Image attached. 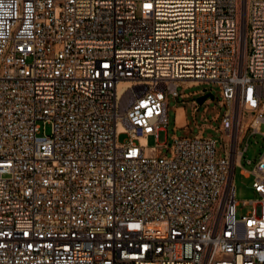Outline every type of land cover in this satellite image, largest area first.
Returning a JSON list of instances; mask_svg holds the SVG:
<instances>
[{"label": "built area", "instance_id": "obj_1", "mask_svg": "<svg viewBox=\"0 0 264 264\" xmlns=\"http://www.w3.org/2000/svg\"><path fill=\"white\" fill-rule=\"evenodd\" d=\"M209 82L214 113L192 98L197 131L158 141ZM261 122L264 0H0V264H264Z\"/></svg>", "mask_w": 264, "mask_h": 264}, {"label": "rangeland", "instance_id": "obj_2", "mask_svg": "<svg viewBox=\"0 0 264 264\" xmlns=\"http://www.w3.org/2000/svg\"><path fill=\"white\" fill-rule=\"evenodd\" d=\"M210 89V92L213 94V98H210V103L207 106L206 112L207 114H213L214 111L216 110V107L213 108L212 105L216 104V100L218 98L217 95V91H216V87L213 83L209 82V83H200V84H196L194 86H190V87H185V85L180 84L179 86H177V91L178 92H188L191 90H201L202 88H207V90ZM195 96H188L185 98H182V103L180 104L179 100L181 98H174L172 96H167V110H168V122L166 125V130H161L157 132V140L158 141H164L166 142V144L170 143V137L169 134L170 133H175L177 135H192L197 131V127L192 125V124H188V125H184V123L187 120V113L189 111V107H190V101L193 98L194 99ZM176 105H181L183 106L182 110L177 111L175 108L174 111V107ZM203 104L199 105L198 110L196 111V114L198 115L199 111H200V107ZM223 107H219V110L221 111ZM177 116L176 121H174V119L172 118L173 115ZM173 123H175L177 126H180L181 128H176L174 131L173 129ZM184 125V126H183ZM200 126V124H198ZM184 129V130H183ZM259 130L264 131V122H261L259 124ZM202 134L205 136H211L213 138L216 139V154L221 156L223 155V148L221 147L222 145V136L219 132H214L212 129L210 128H204L202 130ZM124 138H126V134L125 133H119L117 135V139L119 141H123ZM244 142L247 143L246 148L242 151L240 160H239V164L240 165H236L233 168V185H234V198L238 201V205L236 208V215H239L241 213H245L247 212L250 208L251 205L249 203L247 204H243L240 205V201L241 200H248V199H252L256 196V194L252 191L251 189V181H252V175L248 174V175H244L241 172V167L245 168V169H250L254 162L257 160L258 155L262 149V145H263V139L259 134H254V135H246L240 142L239 144V148H242ZM146 143L148 145H151L154 143V137L152 135L148 136L146 138ZM161 153H166V149L165 148H161ZM246 159H249V162H246Z\"/></svg>", "mask_w": 264, "mask_h": 264}, {"label": "water", "instance_id": "obj_3", "mask_svg": "<svg viewBox=\"0 0 264 264\" xmlns=\"http://www.w3.org/2000/svg\"><path fill=\"white\" fill-rule=\"evenodd\" d=\"M202 91H203V93L198 94V95H196V96L194 97V99L196 100V102L199 103V104L202 103L203 100H204L205 98H207V97H209V98H213V94H212L211 92H209V91H204V88H202Z\"/></svg>", "mask_w": 264, "mask_h": 264}, {"label": "crops", "instance_id": "obj_4", "mask_svg": "<svg viewBox=\"0 0 264 264\" xmlns=\"http://www.w3.org/2000/svg\"><path fill=\"white\" fill-rule=\"evenodd\" d=\"M174 108H176V110L179 111V110H182V109H183V106H181V105H176ZM181 108H182V109H181ZM174 111H175V109H174ZM172 118H173L174 121H176V123H177V120H176L177 116L175 115V112H174V115H173Z\"/></svg>", "mask_w": 264, "mask_h": 264}, {"label": "bare ground", "instance_id": "obj_5", "mask_svg": "<svg viewBox=\"0 0 264 264\" xmlns=\"http://www.w3.org/2000/svg\"><path fill=\"white\" fill-rule=\"evenodd\" d=\"M194 83V82H193ZM234 162L235 163H237L238 162V154H236V156L234 157ZM243 173H245L246 174V172L245 171H243Z\"/></svg>", "mask_w": 264, "mask_h": 264}]
</instances>
